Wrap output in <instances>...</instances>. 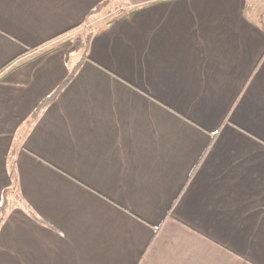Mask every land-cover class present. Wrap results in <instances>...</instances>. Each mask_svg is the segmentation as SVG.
<instances>
[{
	"label": "crops",
	"instance_id": "obj_1",
	"mask_svg": "<svg viewBox=\"0 0 264 264\" xmlns=\"http://www.w3.org/2000/svg\"><path fill=\"white\" fill-rule=\"evenodd\" d=\"M5 192L0 264H264V0H0Z\"/></svg>",
	"mask_w": 264,
	"mask_h": 264
},
{
	"label": "trees",
	"instance_id": "obj_2",
	"mask_svg": "<svg viewBox=\"0 0 264 264\" xmlns=\"http://www.w3.org/2000/svg\"><path fill=\"white\" fill-rule=\"evenodd\" d=\"M96 12V11H95ZM90 38H91V34L90 35H87L86 38L84 40H81L79 39L78 40V44L76 47H79V49H81L82 47H84L85 49L88 48V43L90 41ZM76 49V48H75ZM74 71L71 73L70 78H72L73 74H74ZM69 80H67L68 82ZM58 92H56L53 96H51L50 98H48L47 101H45V104H47L50 100L53 99L54 96L57 95ZM21 197L18 196V195H15V196H12L11 195H8L7 192L4 193L3 195V199L0 203V215L2 216V218L6 215V213L10 210H12L16 203H18L20 201Z\"/></svg>",
	"mask_w": 264,
	"mask_h": 264
},
{
	"label": "rangeland",
	"instance_id": "obj_3",
	"mask_svg": "<svg viewBox=\"0 0 264 264\" xmlns=\"http://www.w3.org/2000/svg\"><path fill=\"white\" fill-rule=\"evenodd\" d=\"M111 17H113V16L106 17L103 21H107L108 19H111Z\"/></svg>",
	"mask_w": 264,
	"mask_h": 264
},
{
	"label": "built area",
	"instance_id": "obj_4",
	"mask_svg": "<svg viewBox=\"0 0 264 264\" xmlns=\"http://www.w3.org/2000/svg\"><path fill=\"white\" fill-rule=\"evenodd\" d=\"M250 1L257 2V1H259V0H250Z\"/></svg>",
	"mask_w": 264,
	"mask_h": 264
}]
</instances>
